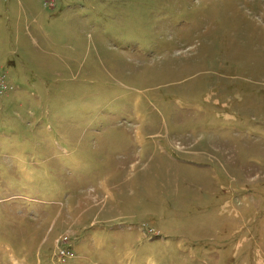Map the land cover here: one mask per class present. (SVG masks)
<instances>
[{
	"label": "rangeland",
	"instance_id": "1",
	"mask_svg": "<svg viewBox=\"0 0 264 264\" xmlns=\"http://www.w3.org/2000/svg\"><path fill=\"white\" fill-rule=\"evenodd\" d=\"M0 264H264V0H0Z\"/></svg>",
	"mask_w": 264,
	"mask_h": 264
},
{
	"label": "built area",
	"instance_id": "2",
	"mask_svg": "<svg viewBox=\"0 0 264 264\" xmlns=\"http://www.w3.org/2000/svg\"><path fill=\"white\" fill-rule=\"evenodd\" d=\"M66 253H62L61 256L65 255Z\"/></svg>",
	"mask_w": 264,
	"mask_h": 264
}]
</instances>
